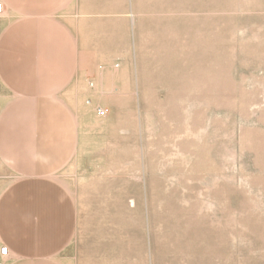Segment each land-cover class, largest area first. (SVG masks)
Wrapping results in <instances>:
<instances>
[{"label": "rangeland", "instance_id": "374dc122", "mask_svg": "<svg viewBox=\"0 0 264 264\" xmlns=\"http://www.w3.org/2000/svg\"><path fill=\"white\" fill-rule=\"evenodd\" d=\"M63 1L70 75L31 132L66 158L0 160L22 262L264 264V0Z\"/></svg>", "mask_w": 264, "mask_h": 264}, {"label": "crops", "instance_id": "0c3cea01", "mask_svg": "<svg viewBox=\"0 0 264 264\" xmlns=\"http://www.w3.org/2000/svg\"><path fill=\"white\" fill-rule=\"evenodd\" d=\"M0 4L3 6L0 21L6 23L0 30V160L10 172L32 174L33 160L55 157L58 159L55 166H59L66 158V146L59 140H46L56 144L45 150L40 145L43 140L36 141L31 132L34 112L57 109V95L70 75L51 77L46 72L48 62L53 60L58 64L52 68L60 69L59 64L65 61L62 57L74 52L72 48L65 50L61 38L65 28L57 17L65 2L0 0ZM12 189L0 200V264H25L22 261L28 247L26 228L18 223L27 222L31 213L18 211V197L26 201L30 190L19 195L18 189L16 192ZM4 247L8 248L7 255L1 254Z\"/></svg>", "mask_w": 264, "mask_h": 264}, {"label": "built area", "instance_id": "2783aa9c", "mask_svg": "<svg viewBox=\"0 0 264 264\" xmlns=\"http://www.w3.org/2000/svg\"><path fill=\"white\" fill-rule=\"evenodd\" d=\"M2 12V5H0V13ZM98 114L100 115V116H106L107 115V111H105V110H103V109H100L99 111H98ZM7 253H8V248L7 247H5V248H2V250H1V254L2 255H7Z\"/></svg>", "mask_w": 264, "mask_h": 264}, {"label": "bare ground", "instance_id": "6f19581e", "mask_svg": "<svg viewBox=\"0 0 264 264\" xmlns=\"http://www.w3.org/2000/svg\"><path fill=\"white\" fill-rule=\"evenodd\" d=\"M0 5H2V4H0ZM2 10H3V6H2ZM3 13V12H2ZM3 15V14H2ZM41 108V107H40ZM47 108V107H46ZM48 109V108H47ZM51 110V109H50ZM45 112H47V110L45 111ZM48 113V112H47ZM48 115V114H47ZM46 115V116H47ZM48 117V116H47ZM46 118V117H45ZM5 248V247H4Z\"/></svg>", "mask_w": 264, "mask_h": 264}]
</instances>
